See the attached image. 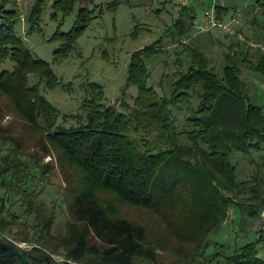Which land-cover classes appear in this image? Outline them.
I'll use <instances>...</instances> for the list:
<instances>
[{
    "label": "trees",
    "instance_id": "16d2710c",
    "mask_svg": "<svg viewBox=\"0 0 264 264\" xmlns=\"http://www.w3.org/2000/svg\"><path fill=\"white\" fill-rule=\"evenodd\" d=\"M93 1L35 0L27 33L41 31L49 2L51 16L58 20ZM256 7L264 16V0H257ZM217 12L221 18L222 9ZM92 14L90 8L80 7L72 30L58 29L49 39L59 43L54 60L67 59L76 50ZM20 19L16 0H0V232L18 219L17 210L25 216L36 213L34 238L40 229L50 228L53 217L41 218L35 196L37 180L54 164L42 162L54 157L71 196L72 220L64 236L47 238L53 251L61 249L64 255V261L51 259L52 264L156 261L157 248L146 228L118 216L122 205L151 211L179 240L194 242L193 252L181 255L183 264H264L259 255L263 231L255 224L260 219L263 226L264 174L257 171L240 180L233 161L237 154L253 158V152L264 148V110L252 103L241 78L246 59L226 54L219 75L202 52L192 48L187 69L176 73L167 94L148 84L152 44L132 55L128 85L137 87L132 104L122 100L123 111L106 106L103 88L90 83V95L80 106L84 115H64L74 121L67 128L58 124L60 111L43 94L55 89L59 80L49 63L25 45L17 30ZM183 110L188 111L182 117L186 126L180 127L176 111ZM9 112L39 134L32 151H26L23 138L4 124ZM243 218L256 230L254 239L231 252L224 244L211 243L212 233ZM0 241L30 264L45 263L46 254L39 248L22 251L1 233ZM0 264L23 263L12 256L0 259Z\"/></svg>",
    "mask_w": 264,
    "mask_h": 264
},
{
    "label": "rangeland",
    "instance_id": "374dc122",
    "mask_svg": "<svg viewBox=\"0 0 264 264\" xmlns=\"http://www.w3.org/2000/svg\"><path fill=\"white\" fill-rule=\"evenodd\" d=\"M16 2L21 14L18 34L36 57L49 63L59 80L55 89L43 91V94L60 111L58 124L67 128L74 121L65 120L63 116L82 112L80 106L90 95V83L103 88V103L106 106L123 111L122 100L132 104L137 95V87L128 85L132 55L152 44L154 48L150 53L153 54L148 59V84L158 92L169 93L170 81L176 78L177 72L187 69L190 63L189 50L192 48L201 51L209 67L219 75L223 74L226 66V54H237L240 59H246L242 63L241 78L248 86L252 103L262 106L264 110V16L256 7L257 0H94L90 5H77L72 14L59 15L58 20L52 18V2H49L42 14L41 31L30 34L27 33V17L35 0ZM80 7L93 10L94 18L78 38L76 50L67 59L56 61L54 51L59 43L49 39L58 29L62 32L72 30ZM219 9L223 11L221 18L217 12ZM208 11H213L210 21L205 18ZM212 20L219 23L220 27L211 25ZM7 114L4 124L13 129L14 135L19 134L23 138L26 151H32L39 134L30 131L27 124L12 112ZM176 114L179 126H186L182 123V117L188 111H176ZM252 156L247 158L237 154L234 157L240 180L252 178L257 171L264 174V148L261 152H253ZM52 160L53 167L45 178L37 180L35 196L41 209V218L45 215L53 217L50 228L40 229L34 238L36 213L25 216L20 214L16 205L14 209L17 210L18 219L10 229L0 233L22 251L36 247L46 257L61 262L64 261L63 251L57 249L55 253L53 245L46 241L51 236L66 234L72 220L71 196L56 159L47 157L42 165L52 163ZM234 214L230 210V217L234 218ZM118 216L146 228L157 248L156 261L141 259L135 264H183L182 253H191L195 248L194 242L179 240L174 236L164 220L151 211L122 205ZM255 224L262 227L260 219H255ZM249 226L244 218L241 223H227L212 233L209 240L230 247L227 251L231 252L256 237V230ZM259 249V255L264 259V245H260Z\"/></svg>",
    "mask_w": 264,
    "mask_h": 264
},
{
    "label": "water",
    "instance_id": "95a60500",
    "mask_svg": "<svg viewBox=\"0 0 264 264\" xmlns=\"http://www.w3.org/2000/svg\"><path fill=\"white\" fill-rule=\"evenodd\" d=\"M1 250L3 253L0 254V259L6 258V257H12L16 256L19 257L23 264H30L29 261L18 251H9L8 247L6 245H2ZM51 260L50 256L45 257V264H48Z\"/></svg>",
    "mask_w": 264,
    "mask_h": 264
},
{
    "label": "built area",
    "instance_id": "2783aa9c",
    "mask_svg": "<svg viewBox=\"0 0 264 264\" xmlns=\"http://www.w3.org/2000/svg\"><path fill=\"white\" fill-rule=\"evenodd\" d=\"M205 18H207L208 19V21H210V19H212L213 18V11H208V12H206V16H205ZM207 21V20H206ZM207 21V22H208ZM213 22V23H212ZM210 23H212L211 25H213V26H219L220 27V24L218 23V24H216V23H214V21L212 20ZM262 88H263V90H264V85L262 86ZM261 218H262V220H263V226H262V228H261V230L263 231V236H264V212L261 214Z\"/></svg>",
    "mask_w": 264,
    "mask_h": 264
},
{
    "label": "flooded vegetation",
    "instance_id": "af4514ba",
    "mask_svg": "<svg viewBox=\"0 0 264 264\" xmlns=\"http://www.w3.org/2000/svg\"><path fill=\"white\" fill-rule=\"evenodd\" d=\"M2 245H6V244L0 241V254L3 253V251L1 250ZM6 246H7V245H6ZM7 247H8V246H7ZM8 250L11 251L9 247H8ZM44 264H45V263H44ZM48 264H52L51 260H50V262H49Z\"/></svg>",
    "mask_w": 264,
    "mask_h": 264
},
{
    "label": "crops",
    "instance_id": "0c3cea01",
    "mask_svg": "<svg viewBox=\"0 0 264 264\" xmlns=\"http://www.w3.org/2000/svg\"><path fill=\"white\" fill-rule=\"evenodd\" d=\"M264 66V65H263Z\"/></svg>",
    "mask_w": 264,
    "mask_h": 264
}]
</instances>
